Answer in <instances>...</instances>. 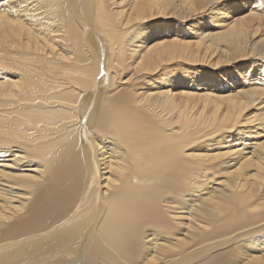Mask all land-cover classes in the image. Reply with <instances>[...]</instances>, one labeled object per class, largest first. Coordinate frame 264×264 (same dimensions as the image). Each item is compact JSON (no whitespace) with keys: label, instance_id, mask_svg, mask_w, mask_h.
Segmentation results:
<instances>
[{"label":"bare ground","instance_id":"obj_1","mask_svg":"<svg viewBox=\"0 0 264 264\" xmlns=\"http://www.w3.org/2000/svg\"><path fill=\"white\" fill-rule=\"evenodd\" d=\"M259 208L264 0H0V264H264Z\"/></svg>","mask_w":264,"mask_h":264},{"label":"rangeland","instance_id":"obj_2","mask_svg":"<svg viewBox=\"0 0 264 264\" xmlns=\"http://www.w3.org/2000/svg\"><path fill=\"white\" fill-rule=\"evenodd\" d=\"M180 84H178V86H179ZM177 86V87H178ZM176 89V88H175ZM179 91H181L180 89H178L177 88V90H175V94H179ZM257 211H264V209L263 208H259ZM222 212L223 213H225V211L224 210H222ZM218 217L219 218H221L222 217V214H218ZM260 236L262 235V234H259ZM262 238V237H261ZM254 242H257V240L255 239L253 242L252 241H250L249 239H245V240H241L240 241V243H241V245H238L239 244V242H237V241H233V242H231L230 243V246H224V247H222V248H220V249H218V250H216V253H218V252H221L222 254V256H220L219 257V259L220 260H222V261H227V259L229 258V259H233L234 258V256H236V253H235V250L234 249H239V251H240V253H239V257H237V262L239 263V261H240V257H241V255H244L243 253H244V251H246V250H250V249H252L253 248V243ZM244 243H246V245H242V244H244ZM259 252V251H258Z\"/></svg>","mask_w":264,"mask_h":264}]
</instances>
